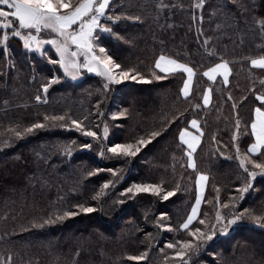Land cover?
Wrapping results in <instances>:
<instances>
[{"label":"trees","instance_id":"obj_1","mask_svg":"<svg viewBox=\"0 0 264 264\" xmlns=\"http://www.w3.org/2000/svg\"><path fill=\"white\" fill-rule=\"evenodd\" d=\"M163 2L176 7L160 10L156 20L157 0H115L117 11L140 13L145 19L143 23L127 20L120 23L119 31L129 42L110 36L105 39L110 42L115 58L139 67L145 74L154 57L162 51L195 66L197 76L190 101L177 99L182 86L179 72L150 83H112L107 90L102 87L101 77L85 72L76 80L65 78L53 84L42 101L37 102L34 97L40 91L39 86L46 82L45 78L50 74L63 75L62 70L57 71L58 66L48 63L39 53L25 52L18 38H10L9 50L0 52V72L7 73L0 75V142L9 141L0 148V255L11 251L14 264H72L77 249L80 250L78 264H165L164 253L158 250L161 242L165 237L166 243L182 238L184 233L181 230L168 234L160 228L156 223L158 213L164 208L161 212L167 213V224L175 228L194 203L195 173L181 167L186 157L178 139L179 128L189 127L187 121L192 118H197L204 129L195 153L197 166L209 176L201 214L215 215L214 186H219L223 202L235 194L237 186L243 182L238 160L220 156L217 149L226 151L228 156L235 152L231 147L236 143L231 139L235 132V111L241 118L238 134L241 152L251 140L250 124L248 128L244 125L255 106V96L249 87L254 83L257 90L264 91L261 87L264 70L250 65L249 58L264 54V37L256 31L252 20L264 18V0H205L204 34L212 37L210 46L230 60L233 68L227 88L222 86V78L213 83L202 74L213 62H218L219 57L209 58L201 46L204 36L197 32L201 24L190 16V5L195 0ZM180 4L184 7H179ZM195 13L199 16L201 10L196 9ZM47 47L49 53H53V49ZM10 59L15 68L7 67ZM209 84L220 89L213 92L210 105L200 109L189 107L190 103H202L201 94ZM229 91L238 102L236 110L231 107L232 101L227 100ZM242 97L247 99L242 101ZM97 101L100 102L99 112L103 114L99 117ZM114 107L116 111L127 108L130 113L120 118V129L116 133L115 121L110 118ZM177 109L184 113L179 122L173 121L161 137L152 141L141 159L136 156L117 158L110 153L100 155V149L110 144L112 138L123 142L129 136L158 128ZM64 112L77 118L88 116L85 124L101 135L103 124L107 123L110 129L107 139L101 142L75 129L59 127L37 129L22 138L9 131L16 125L42 120L45 113ZM213 135L219 144L212 141ZM72 140L76 141L72 156L62 155L63 146ZM81 143H91L92 148L82 149ZM225 144L229 145L228 149H224ZM97 167L101 169L98 173L94 172ZM109 168L117 170L116 176L107 170ZM88 171H93V175L88 176ZM181 175L185 178L181 179ZM189 176L193 179H188ZM108 179L114 180V184L98 199H92ZM161 179L169 188L177 182L181 185L168 206L163 207L160 198L150 193L123 192L130 186L127 183ZM76 202H87L96 210L55 225L31 226L34 219L48 211ZM244 208L256 210L258 215L264 210V175H257L254 187L237 202L234 210L222 211L239 214ZM22 228L28 230L21 231ZM5 232L13 235L5 236ZM145 248H150L146 261L128 259L130 254ZM191 264H264V227L245 214L227 233L218 231L217 236L207 241L200 253L192 257Z\"/></svg>","mask_w":264,"mask_h":264},{"label":"snow or ice","instance_id":"obj_2","mask_svg":"<svg viewBox=\"0 0 264 264\" xmlns=\"http://www.w3.org/2000/svg\"><path fill=\"white\" fill-rule=\"evenodd\" d=\"M169 6L176 7V5L165 4L163 0H157L154 5L157 16L154 19L158 20L160 10ZM179 7L183 8L184 5L180 4ZM121 8H123V5H121ZM205 8V0H195L190 5V16L192 20L201 24L197 32L204 36L201 46L205 55L209 58L219 57V59L218 62H213L212 66L207 67L202 74L213 83L216 82L219 75L222 78V86L227 88L230 84V75L233 68L230 60L224 58L223 54L219 53L214 46H210L212 37L204 34L202 23L205 19L203 15ZM196 9L201 10L199 16L195 13ZM213 14H215V10ZM144 19L140 13H133L128 10L117 11L115 0H0V31L3 33L0 35V52L9 50L10 38H18L22 42L25 52L39 53L47 59L48 63L58 66L57 71L62 70L63 75L50 74L45 78L46 82L39 86L40 91L34 97L37 102L42 101L53 84H57L65 78L76 80L78 77L83 76L85 72L94 73L101 77L104 81L102 86L104 90H107L112 83L119 84L123 81L150 83L152 80L162 81L168 79L169 76H174L179 72L182 76V86L178 89L177 99L182 98L185 101H190L197 70L195 66L190 65L181 57L165 54L162 51L154 57L148 74H145L139 67L125 64L112 54L109 46L110 42H107L105 37L110 36L115 40L129 42L126 40V36L119 31L120 23L125 20L143 23ZM252 24L256 26V31L264 37V18L256 19L254 17ZM47 46L53 49V53H49ZM249 59L252 68L264 70V54ZM7 67L15 68V63L10 59ZM6 74L0 72V75ZM261 87L264 88V79L261 80ZM214 91H220V89H214L212 84H209L201 94L202 103H190L189 107L195 109L207 108L212 101ZM249 91L255 96V106L250 111L248 120L244 121L245 128H248L250 124L249 135L251 138L246 145V150L241 152L238 143V134L241 130V118L238 111L234 113L235 132L231 136L232 141L236 142L231 145L235 149L234 154L228 156L226 151L217 149L220 156L238 160V167L242 170L241 174L244 176V180L237 186L236 193L230 195L229 199L223 202L220 200L219 186H214L216 191L214 217H209L207 213L201 214V204L204 200V190L209 176L198 168L195 153L201 144L204 129L197 118L187 121V125H190L191 129L195 131H190L188 126L179 128L178 139L180 146H183L186 157L185 164H182L181 167L192 169L195 173V196L190 212L186 214V217L177 227L174 228L171 224L163 223L160 218L156 220V223L162 229L177 232L183 230L184 233L182 238L169 240L166 243L165 247L171 250L170 252H165L164 247L160 248V251L164 253L165 264H191L192 257L200 253L202 246L207 241L217 236L218 231L227 233L229 227L245 214L249 215L258 226L264 227V210L259 215L256 214V210L249 208L242 209L239 214L232 211L229 215L222 211V209L228 208L234 210L237 202L243 200L245 194L249 193V190L254 187L257 175H264V91L257 90L254 83L250 85ZM246 99L247 97L241 98L242 101ZM227 100L232 101L231 107L233 110L238 108V102L230 91L227 94ZM99 104L100 102L97 101L98 117L103 115L99 112ZM183 114V111L177 109L170 118H165V122L160 127L129 136L123 142H111L100 149V155L104 156L110 153L117 158L135 157L152 141L161 137L162 132L173 121L178 123ZM129 115L127 108L112 113L113 119ZM88 119V116L77 118L69 112L62 114L45 113L42 120H36L26 125H16L9 131L15 137L22 138L37 129L59 127L69 130L75 129L84 136L92 137L94 140L101 142L107 139L109 125L107 123L103 124V135H101L99 131L85 124ZM95 128L98 129L99 125H96ZM211 139L217 144L220 143L216 140L215 135ZM8 143L9 141L0 142V148L5 147ZM75 144L76 141L72 140L69 144L63 146L62 155L72 156L73 145ZM79 147L91 149L92 144L81 143ZM223 147L228 149L229 145L225 144ZM107 170L113 176H116V169L109 168ZM100 171L99 167L94 169V172L98 173ZM87 175H93V171H88ZM184 178L181 175V179ZM187 178L193 179L192 176ZM113 184L114 180H105L92 199H98ZM180 187L179 182L170 188L166 187L165 181L161 179L157 182L132 183L131 186L124 188L123 192L133 195L150 193L167 201L180 190ZM120 203H123V201H120ZM95 210V207L87 202L71 203L66 208H54L44 216L34 219L31 226L42 228L45 225H55L57 222L65 221L80 213H92ZM166 215L167 213L164 212L159 213L161 218ZM27 230L21 229V231ZM4 235L11 236L13 234L5 232ZM79 251V249L76 250L72 264H78ZM149 253L150 248H145L137 254H130L128 259L136 262L146 261ZM0 264H14L11 251L0 255ZM27 264H31V262H27Z\"/></svg>","mask_w":264,"mask_h":264},{"label":"rangeland","instance_id":"obj_3","mask_svg":"<svg viewBox=\"0 0 264 264\" xmlns=\"http://www.w3.org/2000/svg\"><path fill=\"white\" fill-rule=\"evenodd\" d=\"M133 83H143V82H139V81H123V82H121V83H119L120 85H125V84H132L133 85ZM116 106V105H115ZM113 110L114 111H112V113H114V112H116V107H114L113 108ZM112 113L110 114V118H112V120H114L115 121V124H114V128L116 129L115 130V133H116V131L118 130V129H120V126H119V122H120V118L121 117H119V118H116V119H113V117H112ZM109 131H110V129H109ZM112 142H120L117 138H112ZM146 148V147H145ZM145 148H143L142 150H141V152L140 153H138L137 154V156L136 157H139L140 159L143 157V155H144V153H143V151H144V149ZM148 148V147H147ZM146 148V149H147ZM141 163V162H140ZM131 184L132 183H127V185H130L131 186ZM129 187V186H128ZM160 198V197H159ZM171 198L172 197H170L169 198V200H167V201H164L162 198H160V202L162 203V206L163 207H165V204H167V206H168V204H169V202H170V200H171ZM203 203V202H202ZM161 211H165V209L164 208H162V210H160V213H161ZM93 213V212H92ZM92 213H89V214H92ZM158 217H159V213H158ZM160 219H161V221L163 222V223H167L166 221V219H168V217H167V215L165 216V217H159ZM166 230V232L168 233V234H171L172 233V230H168V229H165ZM166 233V234H167ZM166 236V235H165ZM166 241H167V239H166V237H165V240L163 241V242H161V244H160V247H159V251H160V248L161 247H164L165 248V250H167L166 249V247H165V245H166Z\"/></svg>","mask_w":264,"mask_h":264},{"label":"crops","instance_id":"obj_4","mask_svg":"<svg viewBox=\"0 0 264 264\" xmlns=\"http://www.w3.org/2000/svg\"><path fill=\"white\" fill-rule=\"evenodd\" d=\"M220 76L218 75L217 78H219ZM221 78V77H220ZM189 130L190 131H195L194 129H191L190 125H189ZM199 147V146H198ZM198 149V148H197ZM206 188V187H205ZM204 193H205V190H204Z\"/></svg>","mask_w":264,"mask_h":264}]
</instances>
